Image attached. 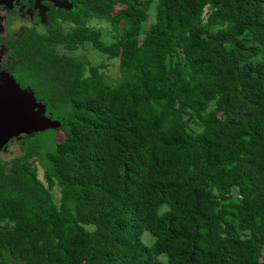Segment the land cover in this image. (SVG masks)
<instances>
[{
	"label": "trees",
	"instance_id": "16d2710c",
	"mask_svg": "<svg viewBox=\"0 0 264 264\" xmlns=\"http://www.w3.org/2000/svg\"><path fill=\"white\" fill-rule=\"evenodd\" d=\"M69 1L16 50L61 126L0 158V264H264V0Z\"/></svg>",
	"mask_w": 264,
	"mask_h": 264
},
{
	"label": "flooded vegetation",
	"instance_id": "af4514ba",
	"mask_svg": "<svg viewBox=\"0 0 264 264\" xmlns=\"http://www.w3.org/2000/svg\"><path fill=\"white\" fill-rule=\"evenodd\" d=\"M52 7L63 9L56 7L52 0H0V89L12 86L15 80L23 89L31 90L27 88L31 79L18 69L20 57L16 50L23 40H28L27 35L50 33L51 26L55 25ZM60 22L66 30L67 23L61 18ZM42 72L41 68L37 74Z\"/></svg>",
	"mask_w": 264,
	"mask_h": 264
},
{
	"label": "water",
	"instance_id": "95a60500",
	"mask_svg": "<svg viewBox=\"0 0 264 264\" xmlns=\"http://www.w3.org/2000/svg\"><path fill=\"white\" fill-rule=\"evenodd\" d=\"M52 1L59 8L70 10L73 7L69 0ZM32 95L16 83L0 89V151L6 149L12 139L23 134L61 126V121L48 116L45 107L37 103Z\"/></svg>",
	"mask_w": 264,
	"mask_h": 264
},
{
	"label": "rangeland",
	"instance_id": "374dc122",
	"mask_svg": "<svg viewBox=\"0 0 264 264\" xmlns=\"http://www.w3.org/2000/svg\"><path fill=\"white\" fill-rule=\"evenodd\" d=\"M149 23H150V21L147 22L146 27L148 26ZM89 25L92 26L93 28L97 29V30L98 29H102L104 37L107 36V38L109 39L108 35H109V31L111 30V26L108 23H106L105 21H102V20L92 19V20H90ZM90 49L91 48H88V49L84 50V52L87 53V54H91L92 52H91ZM91 58H92V56H91ZM108 63H109L108 69H107L108 73L110 74V76L112 78H115V77L118 78L119 74H120V71L118 69L117 63H115L114 61H111V62H108ZM62 135H63V132L62 131L59 132L57 134V138L56 139L60 140L62 138ZM19 153H20L19 145L14 144V145H11L10 147H7L4 150L2 149L0 151V158L3 161H7L8 162V161L11 160V158L17 156ZM40 174H41V177H42V170H40ZM54 194H55L56 200L58 201L59 197H60L59 192L57 190H55ZM144 240L147 243H151L152 242V237H151L150 234H148V232H146L144 234Z\"/></svg>",
	"mask_w": 264,
	"mask_h": 264
}]
</instances>
